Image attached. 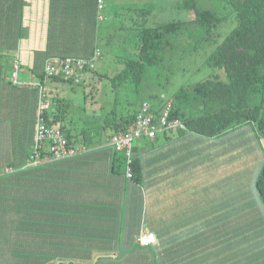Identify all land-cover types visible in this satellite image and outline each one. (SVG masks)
<instances>
[{
  "label": "crops",
  "instance_id": "1",
  "mask_svg": "<svg viewBox=\"0 0 264 264\" xmlns=\"http://www.w3.org/2000/svg\"><path fill=\"white\" fill-rule=\"evenodd\" d=\"M29 1L30 30L14 56L22 64L21 84L11 80L13 67L0 77V237L9 235L0 238V251L13 256L10 262L0 256V264H264V204L256 190L264 150L255 128L244 125L213 138L187 130L141 137L132 147L141 180L134 174L128 179L124 155L108 143L117 134L107 119L113 112L93 132L65 125L67 93L76 85L43 75L50 1ZM91 14L75 20L84 36L77 54H90L99 39ZM93 75L82 83L91 85ZM40 87L51 103L45 117H59L53 127H65L84 152L29 163ZM166 103H150L156 116ZM240 138L248 171L234 175L236 167L226 169V160H238L239 148L226 143ZM144 233L156 242L142 246Z\"/></svg>",
  "mask_w": 264,
  "mask_h": 264
},
{
  "label": "trees",
  "instance_id": "2",
  "mask_svg": "<svg viewBox=\"0 0 264 264\" xmlns=\"http://www.w3.org/2000/svg\"><path fill=\"white\" fill-rule=\"evenodd\" d=\"M49 1L52 24L48 25L46 46L40 52L45 56L48 55L45 64L52 58L72 57L87 61L93 59L96 51L100 52L97 35L91 42L90 54H77L75 49L79 50L84 36L82 37L79 32L81 27L74 23L77 18H81L80 16L89 18L90 16L87 15L90 9L91 17L96 22L92 25L93 31L96 29L97 33L100 11L103 7V4L102 7L99 6L100 0ZM101 2L103 3V0ZM29 4V0H0V77L13 67L14 56L19 52L20 40L25 35V31L30 30L25 24V14ZM180 6L184 9L191 7L190 9L195 13L193 21L202 31L200 40L203 42L215 35L213 30H218L222 23L231 19L236 24L223 41L209 52L205 60L209 67L219 69L225 78L221 79L218 74L211 75L202 82L181 87L166 103L170 105L171 119L180 120L185 130L208 138L227 134L244 125H252L256 130L257 139L262 143L264 141V0H226V10L221 14L199 12L193 2L187 0ZM150 13L151 11L147 9L140 10L139 16L143 18L144 26L139 30L140 39L134 46L138 54L136 57L139 58L125 60V68L111 78L114 89L120 88L126 81H131L135 84L136 92H139L146 66H154L158 62L159 54L167 44V36L181 32L182 25L178 23L145 26ZM83 28L85 29L82 33L88 26ZM101 56L100 52L97 61ZM97 61L94 69H87L83 73L82 81L75 85H81L86 74L95 75ZM19 64L21 67L22 64L20 62ZM43 75L46 76L44 69ZM48 78L66 81L60 76ZM258 99L261 101L257 102ZM188 107L193 109L196 107L200 114L187 116L183 108ZM137 113V108L126 116H118L114 113L111 118H107L111 120L109 127L111 126L113 132L125 133ZM46 115L48 116V113ZM115 117L124 118H118L117 121ZM45 118L49 126L59 121V117ZM60 128L65 131V127L60 126ZM67 138L71 144H75L69 134ZM82 140L84 142V138ZM88 140H93V137ZM86 143L88 141H85ZM132 169L134 180L140 181L141 170L137 162L134 161ZM256 190L264 204V161L257 177ZM0 254L2 262L13 260V256L10 255L11 250H1Z\"/></svg>",
  "mask_w": 264,
  "mask_h": 264
},
{
  "label": "rangeland",
  "instance_id": "3",
  "mask_svg": "<svg viewBox=\"0 0 264 264\" xmlns=\"http://www.w3.org/2000/svg\"><path fill=\"white\" fill-rule=\"evenodd\" d=\"M185 1L103 0V10L100 11L103 18L99 22L98 32L102 56L96 63L92 84L76 85L67 93L70 110L65 117V125L69 129L78 133L82 130L93 132L101 124V117L112 112L126 116L144 101L154 105L160 100L168 102L181 87L192 86L211 75L218 74L221 79L225 78L219 69L209 67L205 60L209 52L221 43L235 26V21L230 19L222 23L218 30H213L215 35L203 42L200 40L202 31L193 21L195 13L191 7L184 9L180 6ZM187 1L193 2L199 12L221 14L226 10V0ZM142 9L151 11L145 26L178 23L182 25L181 32L167 36V44L159 54L158 62L154 66H146L139 92H136L135 84L131 81H126L120 88L114 89L111 78L125 68V60L139 58L136 57L138 54L134 46L140 39L139 30L144 26L143 18L139 16ZM259 101L261 99L257 102ZM183 109L187 116L200 114L196 107ZM242 142L240 138L226 143L229 146L235 144L239 148L236 151L239 154L238 160H226V169L236 167L234 175L248 171L247 167L243 166L247 149L246 146L242 148ZM262 146L264 150V141Z\"/></svg>",
  "mask_w": 264,
  "mask_h": 264
},
{
  "label": "built area",
  "instance_id": "4",
  "mask_svg": "<svg viewBox=\"0 0 264 264\" xmlns=\"http://www.w3.org/2000/svg\"><path fill=\"white\" fill-rule=\"evenodd\" d=\"M99 6L102 7L101 0ZM100 56L96 51L90 61L80 58H52L48 60L44 67L47 77L60 76L70 83L78 84L82 81L83 73L87 69H94L95 62ZM14 72L11 80L18 81L20 64L16 60L13 62ZM40 101L38 106V116L36 123L35 141L33 151L29 159L30 164H39L48 160H64L79 155L84 152V148L75 146L68 141L67 134L60 127L49 126L45 113L50 109L51 103L47 98L45 90L40 87ZM185 130V126L178 119H171L170 105L156 116L149 102H143L130 128L125 133H117L108 139V143L117 153L124 155L127 163V177L133 178V158L132 147L134 142L141 137L155 138L160 131ZM47 149L48 155L44 154ZM156 242L155 235L144 233L139 237V243L147 246Z\"/></svg>",
  "mask_w": 264,
  "mask_h": 264
}]
</instances>
